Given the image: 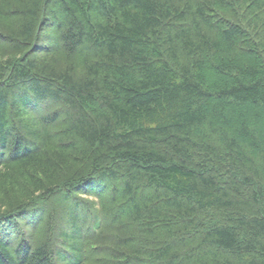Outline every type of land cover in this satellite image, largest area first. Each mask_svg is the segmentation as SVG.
Here are the masks:
<instances>
[{"label":"trees","instance_id":"obj_1","mask_svg":"<svg viewBox=\"0 0 264 264\" xmlns=\"http://www.w3.org/2000/svg\"><path fill=\"white\" fill-rule=\"evenodd\" d=\"M0 264H264V0H0Z\"/></svg>","mask_w":264,"mask_h":264}]
</instances>
